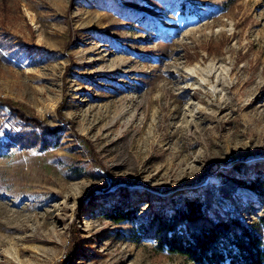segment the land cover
Listing matches in <instances>:
<instances>
[{"label": "rangeland", "instance_id": "obj_1", "mask_svg": "<svg viewBox=\"0 0 264 264\" xmlns=\"http://www.w3.org/2000/svg\"><path fill=\"white\" fill-rule=\"evenodd\" d=\"M3 31L53 52L0 50V97L71 126L0 154V264H186L104 208L168 211L228 169L264 242V0H0Z\"/></svg>", "mask_w": 264, "mask_h": 264}, {"label": "trees", "instance_id": "obj_2", "mask_svg": "<svg viewBox=\"0 0 264 264\" xmlns=\"http://www.w3.org/2000/svg\"><path fill=\"white\" fill-rule=\"evenodd\" d=\"M0 50L9 55L22 51L35 59L42 51L53 52L25 44L6 31L0 35ZM62 104L63 101L55 108L59 124L50 127L0 97V109L6 108L18 121L16 130L4 131L0 136V154L10 147L44 150L61 145L64 127L71 126V121L61 113ZM75 137L83 140L78 134ZM233 174L228 169L217 184L178 194L170 200L168 211L150 201L137 216L139 208L131 207L125 200L122 205L111 203L104 208V215L113 223L138 219L141 236L153 240L155 250L182 256L186 264H264V242L248 218L247 205L236 192L238 183ZM245 182V187L255 195L257 206L263 208L264 179L255 175L246 177ZM257 222L264 225V216H258Z\"/></svg>", "mask_w": 264, "mask_h": 264}]
</instances>
